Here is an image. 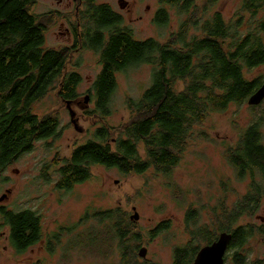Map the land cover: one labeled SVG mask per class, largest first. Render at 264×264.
Returning a JSON list of instances; mask_svg holds the SVG:
<instances>
[{"label":"trees","instance_id":"trees-1","mask_svg":"<svg viewBox=\"0 0 264 264\" xmlns=\"http://www.w3.org/2000/svg\"><path fill=\"white\" fill-rule=\"evenodd\" d=\"M86 1L87 9L78 14L83 31L78 47L97 54L102 67L93 85L95 115L103 118L111 113L117 73L148 64L153 68L152 83L140 99L128 102L131 119L115 137L105 126L93 140L74 149L59 169L56 188L70 191L90 179L92 167L100 166L127 176L153 169L176 192L173 172L194 129L203 126L210 115L247 104L264 84L247 77L264 66V0H243L240 12L227 22L221 12H211L218 0H159L157 26L168 25L169 10L185 17L164 43L136 41L108 5ZM36 2L0 0V175L31 152L35 143L58 135L57 117L40 118L33 106L53 90L65 102L76 100L82 81L78 72L68 69L67 50L45 47L49 23L44 15L31 12ZM263 126L264 114L257 115L242 129L234 147L224 153L238 180H249L248 192L231 207L220 203L210 209L209 222L203 226L198 225L203 210L190 207L185 222L192 240L176 248L174 264H192L199 248L223 232L231 234L228 247L233 264H248L244 250L250 240L264 242V225L238 224L244 217H253L264 200ZM5 215L17 254L42 240L40 219L34 213L9 211ZM99 215L107 223L104 229L80 235L73 247L104 256L116 244L123 264L127 257L136 260L141 235L133 231L130 218L115 210ZM158 227L162 233L170 224L163 222ZM253 264H264V260Z\"/></svg>","mask_w":264,"mask_h":264},{"label":"rangeland","instance_id":"rangeland-1","mask_svg":"<svg viewBox=\"0 0 264 264\" xmlns=\"http://www.w3.org/2000/svg\"><path fill=\"white\" fill-rule=\"evenodd\" d=\"M118 1L98 0L97 3L108 5L120 15L122 28H129L136 41L155 39L167 42L185 19L175 10H169L168 25L159 27L154 22L157 11L162 8L159 0H125L129 3L128 10H121ZM242 1L218 0L211 12H221L226 22L230 21L240 12ZM72 10L67 4L58 5L53 0H37L31 8L34 15H44L46 23H49L45 47L67 50L70 54L68 69L78 72L82 81L78 98L70 108L67 102L58 98L56 90L33 106V112L40 118L49 114L57 117L58 135L35 143L31 152L22 155L0 175V207L14 213H34L40 219L42 231V240L20 254L12 251L7 242L1 241L0 264H123L116 244L104 256L73 245L80 235L104 229L107 223L101 222L100 213L115 210L125 213L129 219L133 215V207L140 217L133 224V231L141 235L137 253L141 247H146L148 254L147 260L136 254V260L127 257L126 263L174 264L176 248L192 240L185 222L190 207L203 210L198 221V225L203 226L209 222L210 209L220 203L231 207L248 192L249 180H238L224 153L229 146L234 147L242 129L254 117L264 114V102L254 111L247 104L232 106L225 113L210 115L203 126L194 129L189 147L173 172L176 192L167 179L156 175L153 169L142 175L127 176L117 169L100 166L91 168V177L83 184L70 191L58 190L56 183L63 162L71 157L74 149L93 140L100 128L109 127L115 137L120 127L131 119L128 102L141 98L151 86L153 73L152 66L148 64H137L117 73L111 113L103 118L95 115L92 97L93 85L102 68L99 57L92 51L69 48L68 38L59 35V23L63 21H58L62 17L54 22V13L59 11L76 23L75 11L69 14ZM247 77L258 78L264 83V66L250 72ZM86 97H89L88 104H85ZM70 112L75 114L74 118ZM262 132L264 137V126ZM201 134L206 139H202ZM163 222H169L170 229L159 233L158 226ZM238 224L264 225V200L253 217H244ZM154 232L157 234L152 237ZM244 252L248 264L264 260V242L250 240ZM227 264H232L230 257Z\"/></svg>","mask_w":264,"mask_h":264},{"label":"flooded vegetation","instance_id":"flooded-vegetation-1","mask_svg":"<svg viewBox=\"0 0 264 264\" xmlns=\"http://www.w3.org/2000/svg\"><path fill=\"white\" fill-rule=\"evenodd\" d=\"M53 1H55L58 5L67 4L69 6V8H73V10L69 12V14H71L73 11H75L76 23H73L72 19L68 18L67 15H65L59 11L55 12L54 21H56L58 19V17H62L58 22L63 21V22L59 23V25H60L59 27L61 28V32L59 33V35L65 36L64 38H68V42L71 43V47H69V48H74L75 51L85 50L82 47H76V45H81V43L79 42L80 37H81L79 35V33H83V31L81 29V21L78 17V14H79V12H82V11L87 9V1L86 0H53ZM128 8H129V3L127 2V5L125 6L124 10L125 9L128 10ZM121 10H123V9H121ZM112 11H113V9H112ZM114 13H116V12H114ZM58 22H57V24H58ZM76 33L78 36L76 35ZM57 49H59L61 51L64 50V49H60V48H57ZM86 51H89V50H86ZM42 141H44V140H42ZM59 174H60V172H59ZM7 192H10V191H7ZM7 212H9V211L6 210L5 207H0V243H1V241L7 242L10 246V249L12 251L14 250L16 252V250L11 246V243H10V234H11L10 228H11V226H10L9 222L6 220L5 213L7 214ZM220 234L221 233H219L215 239H213L211 241L209 240L207 244L201 246L199 248V250L197 251L195 257H194V260H195L196 256L198 255V253L200 252V250L204 247L211 246L213 243H215L218 240V237ZM230 252L231 251L229 250V247H228L226 249V252L224 255L223 264L228 263V257H230V260L233 264L232 257H231V255H229V254H231ZM21 253H23V252H21ZM194 260H193V263H194Z\"/></svg>","mask_w":264,"mask_h":264},{"label":"water","instance_id":"water-1","mask_svg":"<svg viewBox=\"0 0 264 264\" xmlns=\"http://www.w3.org/2000/svg\"><path fill=\"white\" fill-rule=\"evenodd\" d=\"M118 5L121 9H124L127 5L125 0H119ZM89 97H86L85 104H88ZM264 102V84L259 87L248 99L247 105L250 107H257ZM74 101H68V108L72 105ZM71 117L74 118V113L70 112ZM117 183V181L115 182ZM9 193V192H7ZM6 196L3 197V199ZM2 199V200H3ZM133 215L130 217V221L136 224L139 221V214L137 212L136 207L132 208ZM231 241V234L223 232L219 235L218 240L213 243L211 246L204 247L200 250L198 255L196 256L193 264H223L224 255L228 245ZM148 249L146 247H141L138 250V257L147 260ZM147 264H159L154 262H147Z\"/></svg>","mask_w":264,"mask_h":264}]
</instances>
